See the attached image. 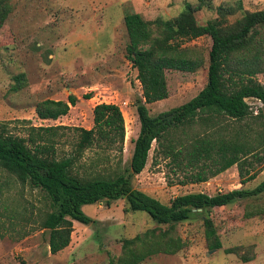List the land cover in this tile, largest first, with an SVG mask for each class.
<instances>
[{"label": "rangeland", "instance_id": "374dc122", "mask_svg": "<svg viewBox=\"0 0 264 264\" xmlns=\"http://www.w3.org/2000/svg\"><path fill=\"white\" fill-rule=\"evenodd\" d=\"M185 2L197 4V0H0V122H5L11 133L27 139L29 134L35 137L31 125L90 128L93 106L100 102L115 103L124 116L123 152L118 155L111 151L110 157L101 162L104 158L97 159L101 152L93 155L94 151H87L74 169L82 173L111 171L117 167L119 158L123 166L130 159L132 140L139 131L135 103L141 98L137 71L126 54L124 15L136 12L146 20L172 19ZM239 3L243 10L264 9V0H208L194 12L195 20L205 24L218 16V5H232L237 7L236 13L226 18L233 23L243 13ZM185 44L204 59V64L195 72L166 71L169 95L147 104L152 115L186 102L206 82L210 37L203 35ZM262 62L254 78L264 85V54ZM69 94L76 97V103L65 115L55 120L36 116L37 102L47 98L66 100ZM246 100L252 111L257 108L264 112V104L254 98ZM225 125L224 121L221 130L224 135L228 131ZM204 127L202 121L181 125L168 139H173L176 147ZM55 133L44 141L53 144L57 157L70 153L77 131L59 128ZM156 149L153 142L145 167L132 182L163 203L189 192L214 194L242 187L235 165L207 181L181 184L188 168L179 169L171 156L159 154ZM95 162L101 163L94 167ZM263 177L264 169L243 187L253 188ZM0 189L4 213L0 217V264H116L123 254L124 239L148 229L158 234L160 229L167 228L157 225L144 211L125 213L123 199L110 205L104 201L86 204L82 210L97 222L84 225L73 221L69 245L51 254L47 235L38 227L39 216L49 208L48 198L39 189L21 184L2 168ZM205 216L212 220L222 243L219 249L209 247L210 241L204 234ZM171 234L185 241L181 250L154 254L137 264H264V193L254 199L204 210L177 223ZM229 247H235V253H225L224 249ZM240 256L253 259L243 262Z\"/></svg>", "mask_w": 264, "mask_h": 264}, {"label": "trees", "instance_id": "16d2710c", "mask_svg": "<svg viewBox=\"0 0 264 264\" xmlns=\"http://www.w3.org/2000/svg\"><path fill=\"white\" fill-rule=\"evenodd\" d=\"M207 1L197 0L196 5L185 2L184 8L172 19L146 20L136 12L124 15L128 36L126 54L137 71L141 98L135 103L139 131L132 140L130 159L123 166L119 158L117 167L111 171L83 170L82 173L74 169L87 151H94L93 155L101 152L97 158H104L101 162L110 157L111 151L118 155L123 152L124 116L115 103H96L90 128L31 125L30 131L35 130V137L29 134L27 139L11 133L5 122H0V168L21 184L39 189L48 198L49 208L39 216L38 227L47 235L51 254L69 245L73 221L84 225L97 222L82 210L86 204L104 201L110 205L123 199L125 213L144 211L157 225H167L158 234L148 229L124 239L123 254L116 264H137L154 254H174L185 246L180 236L171 234L177 223L204 210L254 199L264 193V177L253 188L243 187L264 169V112L259 110L253 114L246 101L254 98L264 104V85L254 78L263 63L264 9L243 10L239 3L242 16L229 23L226 16L235 14L237 7L218 5V16L201 25L196 22L194 12ZM203 35L211 39L204 86L179 106L150 114L147 104L169 95L166 71L195 72L204 64V59L185 44ZM75 103L73 94L67 95L66 100L47 98L35 104V113L40 119L55 120ZM200 121L206 126L204 130L184 138L176 147L174 140L168 139L177 127ZM224 121L225 128L228 126L226 135L221 132ZM59 128L77 131V139L70 153L57 157L53 144L44 140H49L46 137L55 135ZM166 139L169 144L165 146ZM153 142L157 152L171 156L179 169L188 168L181 184L207 181L235 165L242 187L214 194L189 192L174 196L168 203L161 202L132 182L145 167ZM100 163L95 162L93 166L98 167ZM2 205L0 199V217L4 214ZM1 223L4 225V221ZM203 224L209 247L221 248L212 220L205 216ZM224 252L235 253V247L225 248ZM252 258L240 256L243 262Z\"/></svg>", "mask_w": 264, "mask_h": 264}, {"label": "built area", "instance_id": "2783aa9c", "mask_svg": "<svg viewBox=\"0 0 264 264\" xmlns=\"http://www.w3.org/2000/svg\"><path fill=\"white\" fill-rule=\"evenodd\" d=\"M249 99V98H248ZM251 99H253V98H251ZM257 100V99H256ZM247 101V100H246ZM257 101H259V100H257ZM260 102V101H259ZM248 103V102H247ZM258 112V109L257 108H255V109H253V113L254 114H256Z\"/></svg>", "mask_w": 264, "mask_h": 264}, {"label": "crops", "instance_id": "0c3cea01", "mask_svg": "<svg viewBox=\"0 0 264 264\" xmlns=\"http://www.w3.org/2000/svg\"><path fill=\"white\" fill-rule=\"evenodd\" d=\"M253 259V258H252Z\"/></svg>", "mask_w": 264, "mask_h": 264}]
</instances>
